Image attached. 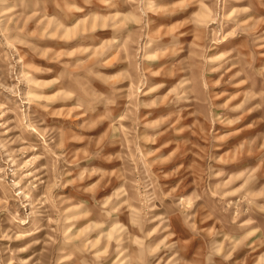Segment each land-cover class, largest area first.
<instances>
[{
	"label": "rangeland",
	"instance_id": "rangeland-1",
	"mask_svg": "<svg viewBox=\"0 0 264 264\" xmlns=\"http://www.w3.org/2000/svg\"><path fill=\"white\" fill-rule=\"evenodd\" d=\"M0 264H264V0H0Z\"/></svg>",
	"mask_w": 264,
	"mask_h": 264
}]
</instances>
